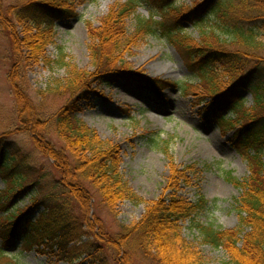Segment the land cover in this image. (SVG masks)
<instances>
[{
	"label": "trees",
	"instance_id": "obj_1",
	"mask_svg": "<svg viewBox=\"0 0 264 264\" xmlns=\"http://www.w3.org/2000/svg\"><path fill=\"white\" fill-rule=\"evenodd\" d=\"M145 1L151 7L148 18L134 15L136 2L128 0L111 7L99 26L89 29L92 74L71 65L62 47H56L55 61L46 55L48 47L55 45L56 22L75 17L74 5L85 0H16L5 15L0 8V30L9 37L11 50L21 62L19 70L37 63L64 69L65 78L54 80L45 92L72 97L47 116L24 95L19 85L22 71L18 81L10 80L20 131L52 163L59 182L45 195L42 176L32 173L15 148L9 156L8 138L0 135V179L4 182L0 258L6 254L4 249L20 240L29 248L50 244L57 248L60 260L70 264H134L139 256L148 264H204L200 251L182 236V225L187 223L189 230L197 232L201 245L224 251L229 259L226 264H264V0H194L190 6L176 5V0ZM130 16L135 25L128 36L125 20ZM189 29L197 31L196 40L186 34ZM157 33L184 57L197 80L194 95L202 97L199 102L208 100V110L220 129L234 131V148L248 164L245 179L227 178L242 189L236 201L237 228L224 229L198 220L208 202L198 191L194 201L180 194L179 187L190 184L187 173L193 167L179 170L168 143L160 151L168 160L169 193L146 204L139 221L121 225L117 233L110 234L99 218L88 217L95 196L113 216L120 203H144L121 175L118 147L103 141L77 116L80 103L98 94L102 85L134 81L157 97L173 86L139 78L123 60L142 38ZM187 88L194 89V85ZM245 92L253 100L250 109L241 97ZM53 137L61 148L53 145ZM193 175L198 172L193 170ZM22 196H29L30 204L19 209L14 200ZM73 202L78 213L72 211ZM39 206L43 211L34 219ZM85 236L91 241L82 242L78 249L68 247ZM84 249L87 259L75 263L78 258L73 250Z\"/></svg>",
	"mask_w": 264,
	"mask_h": 264
},
{
	"label": "rangeland",
	"instance_id": "obj_2",
	"mask_svg": "<svg viewBox=\"0 0 264 264\" xmlns=\"http://www.w3.org/2000/svg\"><path fill=\"white\" fill-rule=\"evenodd\" d=\"M127 1L85 0L84 3L74 5L75 17H63L56 22L55 45L48 47L47 57L55 61L56 47H62L71 65L92 74L88 49L91 45L89 29L97 28L111 7L124 5ZM134 1L136 5L133 14L139 13L148 18L150 5L145 0ZM193 1L176 0L175 4L190 6ZM16 3V0H0L3 14L5 15L9 6ZM125 25L130 36L135 25L134 19L130 16L125 20ZM186 34L194 40L198 38L197 31L189 29ZM123 60L132 73L139 74V78L162 80L173 86L161 91L157 97L134 81H118L102 85L97 90L99 96L91 94L89 101L80 103L78 119L94 129L103 141L118 147L122 160L121 175L144 201L138 206L129 202L120 203L116 216H113L98 204L95 196L88 217L99 218L110 234L117 233L121 225L139 221L146 204L169 193L168 160L160 151L168 143L170 155L179 170L193 167L187 173L190 174V184L180 186V194L188 201H194L198 191L208 202L198 220L224 229L237 228L239 215L236 201L242 189L233 186L227 178L242 181L249 174L248 164L234 148V131L220 129L208 110V100L199 102L202 97L194 95L197 80L184 57L170 41L157 33L142 38L136 46L130 48ZM20 64L11 50L9 37L0 30V135L8 138L11 147L8 150L9 156H12L11 149L15 148L19 157L26 159L31 166L32 173L42 176L40 177L44 180L41 188L47 195L46 191L51 186L55 183L58 185L59 175L52 163L37 150L29 136L20 131L21 124L17 120L15 94L10 80L18 81L22 71L23 78L21 82L19 80V85L24 89V95L32 105L44 110L47 116L64 107L72 97L68 94L48 95L45 92L54 80L65 78L64 69L54 64L46 66L44 63H37L27 64L20 71ZM193 85L194 89L187 88ZM241 97L244 98L247 109L253 107L249 93H241ZM51 141L56 148L62 147L57 138L53 137ZM193 170L198 175L194 176ZM3 189L4 182L0 179V191ZM14 203L15 207L21 209L30 204L29 196H22L14 200ZM42 211V206H39L32 218L36 219ZM72 211L79 212L74 202ZM182 236L200 251L204 264L228 262V256L223 250L201 245L197 232L189 230L187 223L182 225ZM87 241H91V238L85 236L81 242H71L68 247L78 249L82 242ZM51 247L48 244L43 248H29L17 240L13 248L4 249L6 254L0 258V264H70L60 260L57 248ZM73 252L78 258L75 263L87 259L85 249ZM134 264L148 262L139 256L135 257Z\"/></svg>",
	"mask_w": 264,
	"mask_h": 264
}]
</instances>
